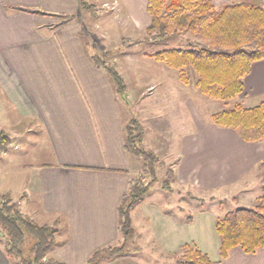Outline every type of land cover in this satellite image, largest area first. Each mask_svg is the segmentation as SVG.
<instances>
[{
	"label": "crops",
	"instance_id": "obj_1",
	"mask_svg": "<svg viewBox=\"0 0 264 264\" xmlns=\"http://www.w3.org/2000/svg\"><path fill=\"white\" fill-rule=\"evenodd\" d=\"M211 1L221 8L239 0ZM79 5L80 0H0V102L20 119L36 122L42 146L52 157L50 164L13 165L8 185H0V196L22 198V210L29 193L23 196L20 189L33 183L40 207L37 215L29 209L26 215L40 225L65 221L66 240L56 241L61 246L52 252L64 264H85L94 251L118 240V207L139 167L124 149L122 104L108 75L90 60L80 22L51 21L56 16L77 17ZM122 8L135 11L131 1ZM243 84L240 101L253 103L247 108L257 106L264 98V60L251 64ZM173 102L184 112L189 109L184 96L173 97ZM194 120L195 129L177 128L180 151H157L147 140L150 126L142 124L144 147L171 165L172 191H149L131 213V222L138 214L149 237L146 244L165 257L190 245L214 264H264V249L246 254L235 248L220 260L215 231L216 220L225 215L224 199L239 195V204H256L264 143H247L233 130ZM7 152L2 157L7 158ZM44 219L49 222H40ZM122 257L103 264H142ZM0 264H9L1 245Z\"/></svg>",
	"mask_w": 264,
	"mask_h": 264
},
{
	"label": "trees",
	"instance_id": "obj_2",
	"mask_svg": "<svg viewBox=\"0 0 264 264\" xmlns=\"http://www.w3.org/2000/svg\"><path fill=\"white\" fill-rule=\"evenodd\" d=\"M93 8L86 0H80V12ZM146 12L150 19L146 38L136 45L161 46L188 36L185 49L163 50L148 57L176 70L182 84H189L187 69H191L196 89L206 98L229 102L240 97L251 64L264 60V6L257 2L229 4L217 10L211 0H147ZM56 17L62 18L59 25L76 19L75 15ZM90 60L108 75L118 100L124 101L126 86L118 72L96 54H91ZM210 120L219 128L233 130L244 142L264 143V98L254 107L236 103L211 115ZM142 137V126L130 120L124 127V149L142 162L144 175L150 177V182L145 183L140 176L132 179L120 201L119 235L126 242L132 234L131 213L148 195L160 165L157 156L144 148ZM10 144L9 135L0 130V159ZM261 167L264 170V160ZM166 172L167 180L171 181L172 170ZM262 181L261 194L253 208L227 212L216 220L220 260L235 248L246 254L264 249V174ZM58 232L27 218L12 200L0 196V245L9 264H64L52 256ZM124 250V246L98 249L85 264H103L123 256ZM181 251L182 264H214L193 246L184 245Z\"/></svg>",
	"mask_w": 264,
	"mask_h": 264
},
{
	"label": "rangeland",
	"instance_id": "obj_3",
	"mask_svg": "<svg viewBox=\"0 0 264 264\" xmlns=\"http://www.w3.org/2000/svg\"><path fill=\"white\" fill-rule=\"evenodd\" d=\"M86 1L88 4L93 5L94 8L90 12L79 11L80 14L76 17L82 28V38L85 47L89 53L96 54L103 63L113 67L120 76L122 75L121 78L126 86L125 100L120 102L122 104V117L125 120L124 125H127L130 120H136L143 128V136L144 127L142 124L145 125V128L150 126L151 130L147 134V140H149V143L151 142V145L157 151H180L182 141L180 131L177 128L180 127L182 129L185 127L189 129L190 127L193 129L194 127L195 129L194 119L198 120L201 118L206 123L210 122L211 124V115L230 109L236 103H240L243 107L253 104L246 100L240 101L239 97L229 102L206 98L196 89L195 75L191 69H187L189 84H182L176 70L148 57V55H153L163 50L185 49V39L189 37L170 40L161 46L136 45V43L146 38L145 29L150 24V19L146 12L147 0H121L122 2L120 0ZM125 1H131L135 11H132V13L123 12L122 5L125 4ZM240 1L254 3L252 0H239L234 4L241 3ZM257 3L264 6V0H258ZM220 9L217 8V10ZM61 20L62 18L55 17L51 21L54 24H59ZM150 87L152 88L149 89ZM183 96L186 97V105L189 107L187 111L185 109V112L181 106L175 105L173 102V97L174 99H182ZM0 104L3 107L0 110L1 130L6 131L11 139L7 152L8 156L7 158L3 156L4 158L2 157L0 161V174L2 175L0 185L6 187L8 185L7 177H9L8 175L11 173L13 165L18 163L30 166L39 163L50 164L52 163V157L46 146H42V139L38 128H36V122H33V120H22L6 102L1 101ZM15 146L17 149H14ZM144 148L147 149L146 147ZM134 159L136 158L134 157ZM136 161H138L136 163L139 167L133 173V179L140 176L145 183L150 182V177L144 175L142 162L138 159ZM168 169H171V165L161 161L155 173L156 181L150 188V192L161 189L163 186L171 185V181H168L166 177ZM169 189V192H171L172 187H169ZM20 191L23 196L29 193L22 210L19 203L22 198L15 197L12 200L7 196L5 197L12 200L27 218H29L26 215L29 213L28 209L37 215L40 202L38 192H36L33 183L30 181L23 184ZM231 192H223L222 197H227ZM215 197L218 198L217 196ZM218 199L223 200L222 198ZM240 202L239 195L235 196V200L231 198L224 199L221 211L226 214L237 209H251L255 206V203L249 200L246 203L239 204ZM205 207L208 208L209 205H205ZM138 217L137 214L133 220L132 234L127 242L123 241L121 235H119L118 240L113 245L108 246V248L113 249L114 247L124 246L123 257L121 256L123 260H134L142 264H182L183 252L181 249L177 253L166 255L167 257L150 250V245H147L149 244V239H147L149 237L144 236L145 229L142 227L143 225ZM40 222L49 221L44 219ZM50 227L58 228L60 231L59 236L56 238L57 242L66 240L68 232L64 220L58 219V223ZM60 246L61 244L57 243L54 250Z\"/></svg>",
	"mask_w": 264,
	"mask_h": 264
}]
</instances>
